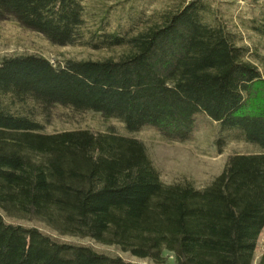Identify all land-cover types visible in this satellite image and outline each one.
I'll list each match as a JSON object with an SVG mask.
<instances>
[{
    "label": "trees",
    "instance_id": "1",
    "mask_svg": "<svg viewBox=\"0 0 264 264\" xmlns=\"http://www.w3.org/2000/svg\"><path fill=\"white\" fill-rule=\"evenodd\" d=\"M254 3L260 10L248 28L264 38V0ZM106 18L86 0H0V21L53 44L109 52L0 60V264H135L5 216L156 263L253 264L264 231V74L237 25L209 0H179L125 30H108ZM58 107L177 142L216 123L220 150L229 140L256 150L231 154L205 187L166 183L135 136L47 132Z\"/></svg>",
    "mask_w": 264,
    "mask_h": 264
},
{
    "label": "rangeland",
    "instance_id": "2",
    "mask_svg": "<svg viewBox=\"0 0 264 264\" xmlns=\"http://www.w3.org/2000/svg\"><path fill=\"white\" fill-rule=\"evenodd\" d=\"M179 0H86L88 7L100 17L107 15L108 30H125L134 25L141 15H149ZM218 6L224 16L233 24L242 36V45L250 49V58L264 74V38L248 28V19L259 12L254 0H209ZM38 54L52 61L63 62L66 59L87 60L101 59L109 55L108 51H96L82 45L61 46L53 44L42 34L20 26L12 20L0 21V60L7 56ZM88 128L96 131L115 130L130 134L124 125L116 119L104 118L96 112L75 113L69 108L54 109L47 132L66 129ZM145 142L149 154L160 170L161 178L166 183L191 180L197 187L207 186L223 170L228 157L235 153L255 151V147L241 141L229 140L220 150L216 145L218 126L216 123L204 125L194 137L186 142H177L164 138L155 129H144L131 133ZM8 222L36 226L65 241L88 244L100 251L117 253L135 264H175L173 256H168L165 263H156L120 251L113 245L99 243L93 239L71 235H60L45 223L21 217L5 216ZM264 246V231L259 240V249L253 264H259Z\"/></svg>",
    "mask_w": 264,
    "mask_h": 264
}]
</instances>
